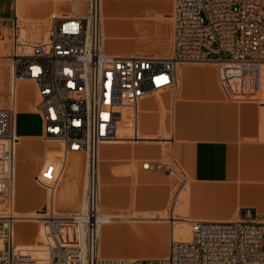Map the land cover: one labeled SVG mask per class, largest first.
<instances>
[{
    "label": "built area",
    "instance_id": "2783aa9c",
    "mask_svg": "<svg viewBox=\"0 0 264 264\" xmlns=\"http://www.w3.org/2000/svg\"><path fill=\"white\" fill-rule=\"evenodd\" d=\"M86 3L84 14L52 16L47 37L39 41L20 38L16 21L12 26L7 55L11 104L0 106V264H264V216L253 207L240 208L228 220L188 219L189 238L172 234L163 256L100 255V227L112 217L101 210L97 178L98 145L127 138L123 132L117 135L127 125L136 135L139 101L174 87L180 62L212 63L229 96L256 100L264 63V0H173L172 46L166 54L106 51L100 0ZM21 79L35 84L43 137L60 144L59 153L48 157L36 175L47 192L46 206L36 210L41 225L37 245L14 238L13 101ZM74 152L85 155L80 206L63 213L53 202L68 155ZM142 165L169 169L174 164ZM178 175L183 184L185 176Z\"/></svg>",
    "mask_w": 264,
    "mask_h": 264
},
{
    "label": "crops",
    "instance_id": "0c3cea01",
    "mask_svg": "<svg viewBox=\"0 0 264 264\" xmlns=\"http://www.w3.org/2000/svg\"><path fill=\"white\" fill-rule=\"evenodd\" d=\"M172 8L173 0H101L104 49L117 54L170 52ZM86 10V0H12L11 9L0 8V34L9 30V44L16 21L19 35L24 30L20 38L39 41L47 37L52 16L58 12L84 14ZM7 20L10 26L5 25ZM177 67L174 87L146 94L139 101L136 135L132 132L97 147L100 207L112 217L100 227L102 256H163L171 235L181 238L188 229V219L228 220L242 207L264 214V104L229 96L212 63L184 61ZM261 73L264 76V65L260 77ZM20 83L14 94L17 211H12L19 215L17 219L46 206L47 194L31 179L46 190L36 175L51 153L58 151V145L43 137L32 84L27 82L29 90L21 96ZM122 132L117 130L118 137ZM164 159L185 176L183 185H176L172 214L170 173L163 167L142 165ZM84 161L83 152L68 155L53 202L60 212L80 206ZM163 213L167 215L160 216ZM35 237L33 224L15 223L14 238L32 241Z\"/></svg>",
    "mask_w": 264,
    "mask_h": 264
},
{
    "label": "rangeland",
    "instance_id": "374dc122",
    "mask_svg": "<svg viewBox=\"0 0 264 264\" xmlns=\"http://www.w3.org/2000/svg\"><path fill=\"white\" fill-rule=\"evenodd\" d=\"M8 6H9V9H11L12 0H0V8L1 7H3V8L5 7L6 8ZM58 13H61V12H58ZM5 25H9L10 26V21L7 20ZM21 29L22 30H20V35H22L23 31H24L23 28H21ZM6 30H7V32H9L8 29H6ZM7 32H5V29H2V32L0 34V106H9L11 104V97H10V65H9L10 61H9L8 56H7L8 55V47H9V44L7 43V38H8V33ZM46 34H45V36H46ZM135 53H139V52H135ZM154 54H159V52H156ZM20 82H26V83L29 82V83H31L33 88H34V90H35V93H36V87H35V84H34V82L32 80L21 79V80H19L16 83V85L18 86V84ZM162 90L163 89L157 90L155 92H161ZM155 92H152V94H154ZM34 97H35V102H36V95H34ZM255 97H256L257 101H260V102H262L264 104V76L262 75V73H261V77L259 78V90H258V93L255 94ZM15 107H16V103L14 101L13 109H15ZM126 112L127 113L129 112V108L128 107L126 108ZM125 123H127V122H125ZM123 129H124L123 132H125L124 134H126V135H131L132 134V129H130L128 127V125H127V127L123 128ZM51 142L55 146L58 145L57 148H59L60 144L58 142H56V141H51ZM58 153H59V151L52 152L51 156H54V155H56ZM162 162H169V160L168 159H164V160H162ZM163 168H165V167L163 166ZM163 168H160V169H163ZM166 170L170 173V178L172 180V186H171L170 192L168 194V197H171V195L175 192L176 185H178V187H180L183 184H179L180 181H179L178 173H180V172L175 167V165H173V168H169V169H166ZM31 182L33 183V185H35V187H37L38 189H40L41 191H43L44 193L47 194L46 190L41 188V187H39L38 185H36L32 181V179H31ZM168 204H169V201H168ZM2 206H3V204L0 203V209L2 208ZM54 206H55V208L57 210H59L56 204ZM14 210L17 211L16 208H15V204H14ZM35 214H37V213H31V214H28V215H21V217H23V218L16 219V223L17 224L29 222L30 224H33L36 227V237L34 238V240H32V241H21V240L15 238L17 243H19V244L37 245L38 239H39L40 234H41V225L36 219L31 217L32 215H35ZM108 215H111V213L108 214ZM164 215L166 216L167 213H163L160 216H164ZM16 216H19V215H16ZM125 216H131V215H125ZM168 223H170V222H168V220H167V224ZM188 229H187V233H184L185 231H182V233L180 235L181 238H185V236H187ZM40 256H44V254L41 253Z\"/></svg>",
    "mask_w": 264,
    "mask_h": 264
},
{
    "label": "bare ground",
    "instance_id": "6f19581e",
    "mask_svg": "<svg viewBox=\"0 0 264 264\" xmlns=\"http://www.w3.org/2000/svg\"><path fill=\"white\" fill-rule=\"evenodd\" d=\"M100 2H101V0H100ZM99 9H100V5H99ZM100 17H101V13H100ZM101 21H102V17H101ZM101 32H102V26H101ZM20 36V35H19ZM102 40H103V37H102ZM261 65H264V63L263 64H261ZM178 68V67H177ZM28 80H30V79H28ZM30 86H29V84L28 83H26V82H24L23 84H21L20 83V86H19V88H18V93L22 96L23 94L24 95H26V93L28 92V88H29ZM15 91H17V85H16V87H15ZM145 96V95H144ZM143 96V97H144ZM17 142H18V140H17ZM17 144V143H16ZM175 195H176V192L174 193V196H173V202H172V205H171V207L169 206V208H170V213L172 214V212H173V207H174V200H175ZM169 213V214H170ZM170 214V215H171ZM107 216H109V217H111L110 215H107ZM179 219V218H178ZM112 220V218H110V221ZM180 220V219H179ZM177 223V222H176ZM183 223V222H182ZM174 224V223H173ZM185 225H187L188 224V221H187V224L186 223H184ZM176 225V224H175ZM179 225V224H178ZM177 227V226H176ZM188 228H189V226H188ZM178 229V228H177ZM184 229H187L186 227H184ZM175 231V230H174ZM181 231V230H180ZM184 233H187V230L184 232ZM185 235V234H184ZM189 235H190V231L188 230V234H187V236H185V238H180V239H188L189 238Z\"/></svg>",
    "mask_w": 264,
    "mask_h": 264
},
{
    "label": "water",
    "instance_id": "95a60500",
    "mask_svg": "<svg viewBox=\"0 0 264 264\" xmlns=\"http://www.w3.org/2000/svg\"><path fill=\"white\" fill-rule=\"evenodd\" d=\"M261 216H264V214H260Z\"/></svg>",
    "mask_w": 264,
    "mask_h": 264
}]
</instances>
